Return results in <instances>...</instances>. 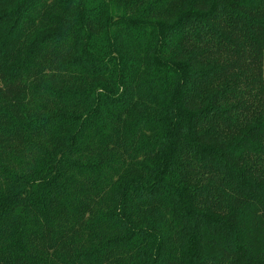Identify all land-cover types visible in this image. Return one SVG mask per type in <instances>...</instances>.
Wrapping results in <instances>:
<instances>
[{"label":"trees","instance_id":"trees-1","mask_svg":"<svg viewBox=\"0 0 264 264\" xmlns=\"http://www.w3.org/2000/svg\"><path fill=\"white\" fill-rule=\"evenodd\" d=\"M0 264H264V0H0Z\"/></svg>","mask_w":264,"mask_h":264}]
</instances>
